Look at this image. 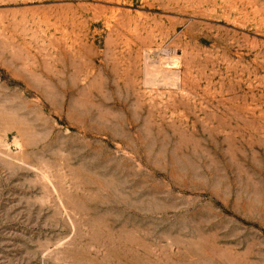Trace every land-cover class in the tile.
Listing matches in <instances>:
<instances>
[{
  "label": "rangeland",
  "instance_id": "rangeland-1",
  "mask_svg": "<svg viewBox=\"0 0 264 264\" xmlns=\"http://www.w3.org/2000/svg\"><path fill=\"white\" fill-rule=\"evenodd\" d=\"M0 264H264V0H0Z\"/></svg>",
  "mask_w": 264,
  "mask_h": 264
},
{
  "label": "bare ground",
  "instance_id": "bare-ground-1",
  "mask_svg": "<svg viewBox=\"0 0 264 264\" xmlns=\"http://www.w3.org/2000/svg\"><path fill=\"white\" fill-rule=\"evenodd\" d=\"M119 23H120V22H119ZM140 26H141V25H140ZM148 26H150V25H148ZM141 27H142V26H141ZM132 28L135 30V29L137 28V26H136V27H132ZM144 28H145V26H144ZM152 28H154V27H152ZM152 28H151V29H152ZM129 30H130V29H129ZM139 30H140V29H139ZM139 30H138V31H139ZM148 30H150V28H149ZM154 30H155V29H153L152 31H154ZM159 31H160V30H159ZM125 32H126V31H125ZM133 32H134V31H132V33H133ZM136 32H137V31H136ZM136 32H134V33L136 34ZM139 32H140V31H139ZM145 32H146V31H145ZM145 32H144V33H145ZM149 32H150V31H149ZM142 33H143V32H142ZM147 33H148V32H147ZM147 33H146V35H147ZM151 34H152V33H151ZM156 34H157V33H156ZM119 35H120V34H119ZM133 35H134V34H133ZM133 35H132V36H133ZM139 35H140V34H139ZM136 36H138V34H136ZM152 37H153V36H152ZM137 38H138V37H137ZM140 38L143 39V37H140ZM140 38H139V39H140ZM142 39H141V40H142ZM145 39H146V38H145ZM143 42H144V41H143ZM141 43H142V42H141ZM144 43H145V42H144ZM149 48H150V47H149ZM150 50H151V49H150ZM163 67H164V66H163ZM165 71H166V70H165Z\"/></svg>",
  "mask_w": 264,
  "mask_h": 264
}]
</instances>
